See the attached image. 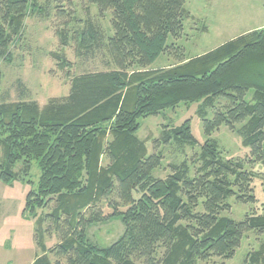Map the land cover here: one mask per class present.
<instances>
[{
    "label": "trees",
    "instance_id": "obj_1",
    "mask_svg": "<svg viewBox=\"0 0 264 264\" xmlns=\"http://www.w3.org/2000/svg\"><path fill=\"white\" fill-rule=\"evenodd\" d=\"M87 1L102 14L112 12L114 36L108 50L116 70L74 78L68 97L43 108L0 105V180L11 186L18 164H38L39 185L27 194L23 214L34 219L39 211H51L38 224L42 229L49 222L46 232L57 234L58 252L68 264H200L213 257L234 258L248 232L264 235V216L238 222L223 216L230 198L257 201L251 174L240 163L223 162L217 145L206 141L196 178L189 180L182 165L173 167L166 180H155L161 157L150 155L137 134L142 119L181 104L223 99L227 113L204 120L206 136L222 126L234 130L245 124L243 145L264 162V30L173 68L149 70L169 50V38L183 34L189 17L186 0ZM30 4L0 0V60L11 59L10 42L21 34ZM68 6V20L56 33L64 47L70 43L74 14ZM59 14L65 15L63 10ZM72 40L89 51L100 34L87 25ZM68 65L60 63L62 68ZM173 135L178 142L199 144L190 120ZM112 194L126 211L112 203L107 207L113 212L104 215L99 207ZM110 220H120L122 236L106 248L90 243L89 231ZM38 246L45 255L34 264H53L42 242ZM250 260L264 264V244Z\"/></svg>",
    "mask_w": 264,
    "mask_h": 264
},
{
    "label": "rangeland",
    "instance_id": "obj_2",
    "mask_svg": "<svg viewBox=\"0 0 264 264\" xmlns=\"http://www.w3.org/2000/svg\"><path fill=\"white\" fill-rule=\"evenodd\" d=\"M33 4L35 10L31 9ZM69 4L74 12L73 23L69 32L70 43L64 47L56 33L68 20ZM61 10L64 16L59 14ZM185 10L189 17L184 21L183 34L169 38V50L149 70L173 68L239 37H250L252 33L264 30V0H186ZM87 25H92L100 34L99 42L89 51L82 50L72 40L74 33L81 34ZM113 36L112 12L102 14L98 5L87 0H31L24 28L10 42L11 59L0 60V105L24 103L43 108L54 99L68 97L74 78L116 70L108 50V41ZM62 61L69 65L62 68ZM253 93L247 97L249 103L253 102ZM228 106L223 99L181 104L156 117L142 119L137 136L147 143L150 155L161 157V166L152 175L155 180H166L174 173L173 167L182 165H186L184 169L189 180L196 178L203 165L201 153L206 141L217 145L223 162L242 164L253 178L250 187L257 201L243 203L235 197L227 200L230 209L223 216L238 222L250 216H264V162L257 160L252 150L243 145L245 124H237L234 130L222 126L210 138L206 136L204 120L212 121L217 114H226ZM187 120L191 121L192 134L199 143L196 146L174 139L173 131ZM168 138L171 142L166 143ZM2 156L1 149V159ZM106 164L108 160L104 158L103 165ZM14 171L18 178L13 185L0 180V264H34L38 256L45 255L38 246L40 242L48 250L47 255L53 264H68L67 258L58 252L60 240L57 234L46 232L49 222H44L42 229L38 224V219H44L51 211H39L34 219L23 214L27 194L39 185L41 172L38 164L35 162L27 167L20 163ZM112 203L119 204V209L126 211L112 194L111 199L99 207L104 215L113 212V207H107ZM123 232L120 220L104 221L89 231V242L106 248ZM263 244L264 235L251 231L245 235L234 258L213 257L200 264H252L250 257Z\"/></svg>",
    "mask_w": 264,
    "mask_h": 264
},
{
    "label": "crops",
    "instance_id": "obj_3",
    "mask_svg": "<svg viewBox=\"0 0 264 264\" xmlns=\"http://www.w3.org/2000/svg\"><path fill=\"white\" fill-rule=\"evenodd\" d=\"M204 55V54H203ZM199 57V56H198ZM36 261V260H35Z\"/></svg>",
    "mask_w": 264,
    "mask_h": 264
}]
</instances>
